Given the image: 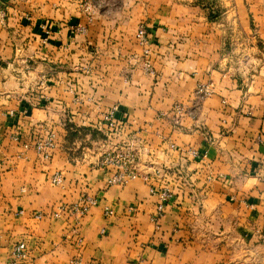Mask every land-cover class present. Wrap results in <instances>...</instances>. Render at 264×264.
<instances>
[{
	"label": "crops",
	"instance_id": "obj_1",
	"mask_svg": "<svg viewBox=\"0 0 264 264\" xmlns=\"http://www.w3.org/2000/svg\"><path fill=\"white\" fill-rule=\"evenodd\" d=\"M115 106L106 142L140 172L124 183L101 152L66 147L67 123ZM41 125L57 134L47 162ZM84 195L98 201L79 222L55 215ZM76 260L264 264V0H0V264Z\"/></svg>",
	"mask_w": 264,
	"mask_h": 264
},
{
	"label": "rangeland",
	"instance_id": "obj_2",
	"mask_svg": "<svg viewBox=\"0 0 264 264\" xmlns=\"http://www.w3.org/2000/svg\"><path fill=\"white\" fill-rule=\"evenodd\" d=\"M80 4L84 6L86 10H89L90 4L95 1H101V0H78ZM91 14V13H90ZM140 29V28H139ZM138 29V30H139ZM138 32V31H137ZM137 37V33H136ZM138 39V37H137ZM139 40V39H138ZM177 110L181 111L180 105H177ZM116 111L117 107H113L112 109H109L108 111L102 112L104 114V119L102 120L101 124L96 127H89L91 130H86L85 127L77 126L74 124H66L68 127V130H70V135L67 140V145L69 151L71 152L72 159L77 161L82 158H87V148L95 149L96 154L98 152H101V161L100 162L103 166L107 165H115L119 169L113 174L112 176V182L113 183H124L127 178H133L139 176V171L136 170L134 167L137 162V157L134 152L132 153L133 149H130V147L127 144H123L122 146H115V144H112L110 141L111 138L114 136V134L120 133L123 130L124 122L119 121L116 118ZM112 115L111 118L114 119L115 126L110 125V121L106 119V117ZM37 130L35 133H33L32 136V143L36 151L38 152L39 159L42 162H47L51 160L52 153L54 148L57 145V134L54 130H50L48 127H45V125H41L37 127ZM94 130V132H92ZM114 133V134H112ZM87 135H92V137H88ZM101 140L105 142L104 145H98V143H95V141L92 140ZM80 142L81 145H80ZM27 145V143L25 144ZM82 145H85V148H82ZM115 147V148H114ZM131 150V151H130ZM107 152V153H106ZM106 153V154H105ZM95 156V155H94ZM121 178V179H120ZM63 181V176L61 173H56L52 178L51 182L54 185H59ZM172 198V194L168 191V189L164 188L161 192V202H170ZM97 198L90 195H84L82 196L78 201L70 203V204H61L59 206V209L55 212L56 216H61V214H64L65 212L72 213L77 222H79L90 210L91 208L97 204ZM160 202V203H161ZM106 213H112L111 209H107ZM42 214H38V216H41ZM26 239V238H25ZM25 239H17L15 238L14 242L16 243L14 246V254L16 258H23L27 254V242ZM81 242V240H80ZM76 264H80V260H76ZM16 263V262H15Z\"/></svg>",
	"mask_w": 264,
	"mask_h": 264
},
{
	"label": "built area",
	"instance_id": "obj_3",
	"mask_svg": "<svg viewBox=\"0 0 264 264\" xmlns=\"http://www.w3.org/2000/svg\"><path fill=\"white\" fill-rule=\"evenodd\" d=\"M137 37H138L139 41H140L142 44H145L146 42H148V33H147V31H146V29H145L144 27H140V29H139L138 32H137ZM146 53H148V50H147V49H146ZM146 69H147L148 71H151V72H152V65H151V62L147 61V63H146ZM200 90H201V91L208 92L207 90H205L204 87H201ZM111 117H112V115L106 117V119H107L108 121H110V125H111V126H115V124H114V119L111 118ZM120 179H121V178H120ZM164 202H165V201H162V202L159 204V206H158V213H159V214H161V213L163 212V210H164Z\"/></svg>",
	"mask_w": 264,
	"mask_h": 264
},
{
	"label": "trees",
	"instance_id": "obj_4",
	"mask_svg": "<svg viewBox=\"0 0 264 264\" xmlns=\"http://www.w3.org/2000/svg\"><path fill=\"white\" fill-rule=\"evenodd\" d=\"M85 129H86V130H91L89 127H86ZM92 132H94V130H92Z\"/></svg>",
	"mask_w": 264,
	"mask_h": 264
}]
</instances>
